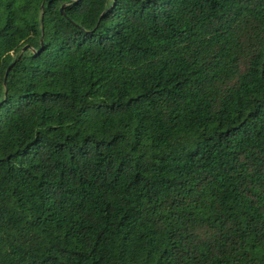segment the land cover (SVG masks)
I'll use <instances>...</instances> for the list:
<instances>
[{"label":"trees","instance_id":"1","mask_svg":"<svg viewBox=\"0 0 264 264\" xmlns=\"http://www.w3.org/2000/svg\"><path fill=\"white\" fill-rule=\"evenodd\" d=\"M42 1L0 0V264H264V0Z\"/></svg>","mask_w":264,"mask_h":264},{"label":"water","instance_id":"2","mask_svg":"<svg viewBox=\"0 0 264 264\" xmlns=\"http://www.w3.org/2000/svg\"><path fill=\"white\" fill-rule=\"evenodd\" d=\"M44 2H45V0H43L42 3L40 4V9H41V10L43 9ZM62 9H63V6L60 8V10H62ZM40 43H41V49H42V47H43L42 33H41V36H40ZM26 49H30V50L34 51V49H33L31 46H29V45H24V46L21 48V50H20V52H19V55H20L23 51H25ZM13 63H14V62H12L11 64H9V66L6 68L5 75H4V85L6 84L7 74H8V72H9V69H10L11 66L13 65Z\"/></svg>","mask_w":264,"mask_h":264}]
</instances>
